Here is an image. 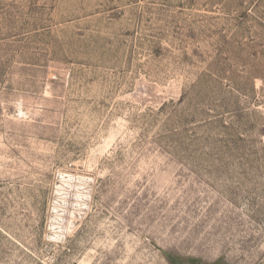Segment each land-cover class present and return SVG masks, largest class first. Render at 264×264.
<instances>
[{"label":"rangeland","instance_id":"1","mask_svg":"<svg viewBox=\"0 0 264 264\" xmlns=\"http://www.w3.org/2000/svg\"><path fill=\"white\" fill-rule=\"evenodd\" d=\"M0 264H264V0H0Z\"/></svg>","mask_w":264,"mask_h":264}]
</instances>
